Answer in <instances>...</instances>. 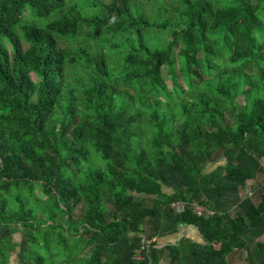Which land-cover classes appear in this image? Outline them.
I'll list each match as a JSON object with an SVG mask.
<instances>
[{
	"label": "trees",
	"instance_id": "trees-1",
	"mask_svg": "<svg viewBox=\"0 0 264 264\" xmlns=\"http://www.w3.org/2000/svg\"><path fill=\"white\" fill-rule=\"evenodd\" d=\"M174 1L177 24L152 49L144 31L169 23L148 24L130 0L92 17L66 14V0H0V264L15 246L48 249L49 241L69 255L66 237L91 249L82 264H158L164 253L168 264H228L238 251L243 264H264L255 242L264 235V182L256 202L239 195L264 173V93L249 96L236 83L264 38V0ZM83 30L97 43L125 37L114 69L100 47L70 59L59 46ZM217 54L225 64L211 62ZM236 91L247 103L235 112ZM90 148L102 167L82 168ZM35 183L43 206L32 197ZM181 228L199 241L188 249L183 237L165 242ZM15 233L22 243H11ZM19 264L43 260L26 250Z\"/></svg>",
	"mask_w": 264,
	"mask_h": 264
},
{
	"label": "rangeland",
	"instance_id": "rangeland-1",
	"mask_svg": "<svg viewBox=\"0 0 264 264\" xmlns=\"http://www.w3.org/2000/svg\"><path fill=\"white\" fill-rule=\"evenodd\" d=\"M112 0H66L67 5L65 8V13L70 14L72 17H76L77 15H81L83 17H92L94 15L105 16L106 14V7L109 6ZM220 3L219 5L226 2V0H218ZM254 2V1H253ZM130 7L131 11L135 12L138 11V14L141 15L144 20L148 24H162L164 22L169 23V28L164 30H156L153 27L144 31L143 33V40L147 44V46L151 47L152 49H161L165 41H167L168 35L171 31V27L174 26L176 23L175 17V8L177 7V3L174 0H130ZM58 17V15L53 16V18ZM23 23L28 24L30 21V13L29 11H25L23 15ZM264 19V18H263ZM177 24V23H176ZM173 25V26H172ZM117 24H113L112 28L117 30ZM19 32V30H18ZM115 36L107 35L104 37L100 43L94 41H88L86 39L90 33L87 30H83L80 32L74 39L67 40V39H60L58 40L59 46L66 51L68 57L72 59V57H76L86 45H91L93 47H100L102 50L108 54V64L112 69L116 67L117 64V54L121 49H123L124 45V36L117 35L114 33ZM133 38V35H131ZM259 41H261L259 39ZM116 57V58H115ZM217 59V60H216ZM226 57L219 58L218 54L211 58V62L215 63L219 62L221 65L225 64ZM71 70V68H70ZM239 75L237 76L236 83L239 88L243 90H249V96H253L256 94L264 93V87H262V81L260 80V75L264 76V38H262L261 44L258 46L257 54L251 63L246 66L242 67L239 70ZM73 74V71L68 73L69 76ZM213 75H204L203 79H210ZM165 86L168 89V92L171 94L172 84L169 76L164 78ZM181 83V81H178ZM68 89H72V84L67 85ZM261 86V87H260ZM258 87L260 89H258ZM183 93H180L179 97L186 96V87L183 85ZM236 95L233 96L231 100V108H235V112L242 108L247 101L245 100V96L241 92H235ZM163 100V99H162ZM230 115L226 113L224 115V119H228ZM177 126V122H174L173 127ZM138 143L145 148L147 145L145 144V137H142L138 140ZM90 150V156L87 163H84L82 168L90 167V168H99L103 166V163L94 152L92 148ZM216 164H221V161L218 160L216 163H209L206 165V171L211 170L215 167ZM260 164L264 167V158L260 159ZM264 182V173H258L253 180L244 181V185L239 190V195L242 199L245 197L250 198L253 202L258 200V189L261 184ZM24 195V194H23ZM34 200L40 206L42 202L45 200L46 196L43 194L40 184L35 183L33 185V194ZM82 204H80L74 211L75 216H79L82 211ZM201 209L197 208V212ZM196 211V208H195ZM36 214L38 215V220H43V211L38 209ZM182 229V228H181ZM184 234L182 235L179 233L173 236V238H166L165 242H177L180 238H184L185 242L183 246L185 249L189 248V244L192 241H199V237L197 232L194 229L183 228ZM51 231V230H50ZM54 232H49V236L52 237ZM66 237V236H65ZM66 237V249L69 252L68 254L62 253L61 249L57 246V244L53 241H49L48 249L42 248L41 244L39 243L37 246L32 247H25L24 250L21 252L19 247H14L12 252L8 254V262L6 264H19V258H21L25 253L26 250L33 254L34 256H39L43 260V264H82L81 261L83 258H87L91 252L90 248L82 249L83 246L80 242L68 239ZM53 240V239H52ZM22 237L18 234L11 235V243L19 244L22 243ZM255 242L264 247V235L260 238L256 239ZM161 244H159L160 246ZM218 247L217 245L215 246ZM82 249V250H81ZM20 255V256H19ZM68 255V256H67ZM244 253L243 252H234L230 255L228 259V264H243ZM135 259H141L139 253L136 252ZM168 256L167 253H164L159 261L158 264H168ZM23 260H26L25 258ZM30 260V259H29ZM31 261H29L30 263Z\"/></svg>",
	"mask_w": 264,
	"mask_h": 264
},
{
	"label": "built area",
	"instance_id": "built-area-1",
	"mask_svg": "<svg viewBox=\"0 0 264 264\" xmlns=\"http://www.w3.org/2000/svg\"><path fill=\"white\" fill-rule=\"evenodd\" d=\"M174 207V209L178 212L182 211L183 208H184V204L183 203H175L172 205ZM196 208V213L199 214V215H205V216H210L212 215L213 213L211 211H208L204 208H201V207H195ZM197 208L201 209L199 212H197Z\"/></svg>",
	"mask_w": 264,
	"mask_h": 264
}]
</instances>
